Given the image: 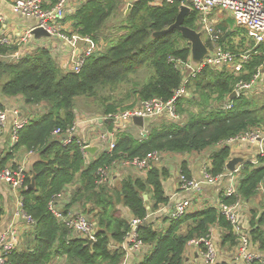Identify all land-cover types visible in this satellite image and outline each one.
Listing matches in <instances>:
<instances>
[{"label":"trees","instance_id":"trees-1","mask_svg":"<svg viewBox=\"0 0 264 264\" xmlns=\"http://www.w3.org/2000/svg\"><path fill=\"white\" fill-rule=\"evenodd\" d=\"M153 2L132 3L120 28L122 34L117 39H105L103 51L88 57L78 74L64 70L49 48H37L24 58L13 60L17 48L0 45V98L20 96L27 111L41 105L47 108L43 114L32 116L30 123L20 130L18 142L0 165L3 168L14 153L41 155L35 165L36 190H27L29 173L26 187L20 192L26 212L36 221L35 230L27 248L9 254L14 264H48L57 253L65 264H123L126 258L123 244L135 227L123 216L121 208L128 209L133 220L142 221L136 232L143 245L155 247L139 264H185L188 242L210 236L216 226L223 230L219 248L232 251L238 246L231 223L212 206L180 220H168L166 231L158 230L156 222L147 219L150 212L169 204L164 189V181L170 177L166 167L152 163L145 177L129 168L121 180L97 183L99 168L113 167L123 159H143L154 152L202 153L251 128L264 127V105L256 98L242 94L230 99L239 84H252L259 69H264V44L257 46L234 19L218 25L223 30L219 45L239 58L242 55L249 58L240 72L204 68L191 78L187 85L189 95L179 106L185 117L182 123L155 122L146 139L132 132L122 133L113 152L101 151L96 158L91 156L90 161L78 144L65 146L53 136L55 129L70 128L80 118L76 106L79 97L94 98L102 114H109L132 108L140 101L155 98L168 101L184 83L187 75L178 64L189 61L190 43L177 29L153 37L155 32L176 22L181 5L179 2L153 5ZM124 5L123 0H87L65 22L71 25V35L89 37L99 44L107 21L120 13ZM183 25L202 31L196 11L185 17ZM205 42L212 48L209 39ZM143 69L150 76L142 81L134 79L133 75ZM122 86L126 87L122 89L124 96H115ZM256 88L257 85L250 90ZM105 91H109L107 96L101 94ZM226 103H232L233 108L226 109ZM5 110L0 100V112ZM232 155L229 145L215 150L211 154L210 173L213 176L226 173V163ZM242 165L238 193L243 202H253L261 184L264 185V154L258 156L257 162L249 160ZM181 172L192 178L187 164L182 165ZM69 185L73 186V195L67 209L77 207L76 212L87 216L95 226V240L90 246L82 236L72 237L68 226L48 208L53 196ZM221 199L228 204L237 200ZM261 209L250 213L247 234L253 249L264 253V209ZM3 215L0 195V221ZM216 264L235 262L219 259ZM253 264L264 262L256 260Z\"/></svg>","mask_w":264,"mask_h":264},{"label":"built area","instance_id":"built-area-1","mask_svg":"<svg viewBox=\"0 0 264 264\" xmlns=\"http://www.w3.org/2000/svg\"><path fill=\"white\" fill-rule=\"evenodd\" d=\"M1 2L10 4L11 13L16 17L36 18L37 25L31 28H18L13 30L3 27L5 22L4 15L0 13V45L8 47H16L17 50L12 55L13 60H19L33 53L37 48H49L44 43L46 38L35 39L33 30L41 27L47 30L52 38H57L68 43L72 49L70 57L66 62L64 58L60 60L59 56L52 54L53 58L61 64L66 71L78 74L82 71L88 57L95 53L102 52L103 47L95 43L89 37H80L78 35H70L64 32L65 19L73 15L80 6L87 0H0ZM127 4H132L137 0H123ZM179 2L181 6H189L192 11H196L199 16L202 32L211 43L210 54L206 56L197 66L193 64L192 56L188 62L179 63L178 68L187 74L184 83L174 91L173 97L164 101L159 98L140 101L132 108L127 110H119L109 114H98L96 116H81L80 124L86 125L89 129L87 137L78 136L79 124H75L67 129L57 128L53 131V136L62 141L63 145L68 146L73 143L81 147L86 159L91 160L89 148L97 147L101 151L113 152L117 145L120 134L135 131L139 138L146 139L150 134L151 124L161 120L180 124L184 120V115L179 111L182 100L189 95L187 85L191 78L196 77L204 68H210L215 71L232 70L240 72L243 68V62L249 57L248 55L239 56L229 50L223 49L220 45V39L223 36V30L219 29L216 24L217 14H228L237 23L238 26L244 28L249 38H251L257 46L264 44V0H154L153 5H163ZM81 3V4H80ZM80 4V6H79ZM79 6V7H78ZM78 7V8H77ZM51 39V38H50ZM52 50L51 48H49ZM80 50V54L76 57V51ZM52 53V52H51ZM263 67L254 76L252 84H239L235 91L237 96L246 94L243 90H248L256 86L258 81L263 78ZM226 109H232V103L225 104ZM18 110L15 112L17 115ZM135 117H142L145 121L144 127L137 126L134 123ZM9 119L7 110L0 112V136L2 135ZM31 118H17L14 121L11 133V148L19 140V132L27 126ZM133 133V132H132ZM259 144L261 154H264V127L251 128L241 135L217 144V149L229 145L232 150L242 144ZM33 152L26 154L21 162H14L11 166L0 167V182L6 183L15 191H21L26 187L28 177L27 162L29 156ZM164 153L154 152L146 158L123 159L115 163L113 167L99 168L97 172L98 184L109 183L113 176L115 166H122L127 169L131 168L140 173L150 170L152 163H161ZM243 165H239L237 170L232 173H226L219 176H213L210 173L211 163L206 164L202 169V178H188L182 172L179 174V189L181 191L194 192L192 197L183 198L177 201L168 213V220H180L186 215L202 211L209 206H203L204 201L202 194L208 186H217L223 179L229 178V184L223 191H217V200L211 206L215 207L218 212L229 221L233 227V231L238 237V246L232 251H223L216 245L212 236L205 238L193 239L188 242L185 253L190 249L197 248L201 254L204 264H216L219 259H224L235 264H253L254 261L260 260L264 262L260 252L253 249L247 234V225L243 220L242 211L243 201L238 193V174ZM73 195V186L67 188L53 196L49 202L48 208L50 212L60 221L65 223L71 230L72 237L88 235L95 239V226L87 216L76 212V207L67 209ZM258 198L264 201V185L259 188ZM221 197H236L233 203H225ZM17 216L22 217L26 223L35 228L36 221L25 210L24 201L21 195L18 199ZM200 204L203 206L201 207ZM135 227L133 232L129 234L127 244L123 245L126 252H138L143 243L138 237L136 228L141 224V220H132ZM19 242V234L17 230L4 233L0 236V264H14L9 257L16 250Z\"/></svg>","mask_w":264,"mask_h":264},{"label":"crops","instance_id":"crops-1","mask_svg":"<svg viewBox=\"0 0 264 264\" xmlns=\"http://www.w3.org/2000/svg\"><path fill=\"white\" fill-rule=\"evenodd\" d=\"M0 13L3 14L5 18L3 27L8 28L9 30H13L15 27L31 28L37 25L36 18L14 16L11 13L10 4L1 1H0ZM230 18L232 17L228 14H217L215 19L217 27L220 24L225 25L226 21L230 20ZM64 23H65V27L68 25L70 26V29L68 31L71 32L72 31L71 25L68 22H64ZM44 43L47 46H49V48L52 49L51 50L52 54L59 56L60 60H62L63 57L64 60L67 61L68 58L70 57L72 47L68 43L58 40L57 38H51L48 42L44 40ZM59 63L60 65L64 64L63 62H59ZM0 100L1 102L4 103L6 110L9 112V119L7 126L5 127L2 135L0 136V165H1L2 160L6 158L9 155V152L11 151V133H12L14 121L17 118H32V116L36 117L46 112L47 108L44 105H41L39 108L37 107L28 108L27 111L24 109L25 107L24 100L20 96L8 98V99L3 97L0 98ZM17 110L19 113L16 115L15 112ZM79 114H80L79 119H81L82 114L81 113ZM79 119H77V123L79 124L78 136L87 137L89 133V129L86 128V125L85 126L81 125ZM146 123H150L151 126L155 124L154 122L153 123L146 122ZM256 144L255 146L254 145L251 146L252 144L239 145L232 150L233 153L232 156H248L251 161L257 162L258 156L259 154H261V152L260 151L258 152L257 147L260 148V146ZM244 148H247L245 152H244ZM215 150H217L216 147L207 149L202 153L193 152V153H185V154H181V153L163 154L164 156L162 157L161 163H159L158 165L162 167H166L170 170V177L166 181H164V189L167 197L169 198V204L160 206L158 211L150 212L147 217V219L151 220L152 222H156L158 230L166 231V229L168 228V224L170 222V221L168 222V213L172 209L174 204L183 198L192 197L194 194V192L181 191L179 189V174L181 172L182 165L187 164L193 178L201 179L202 169L205 167L206 164H210L212 162L211 154ZM250 151L254 153L252 156H249ZM94 153L95 154L90 153V157L92 156L93 158H96L97 155L101 153V149H97ZM26 154L27 153H18V154L14 153L13 157L8 161V163H6L4 167L11 166L14 162L23 161L26 157ZM115 167L118 171L122 173H120L121 178H118V174H115L112 177V181H111L112 183H114L117 180H121L124 176H126V173L129 171V169L124 170L123 168H121L122 166H118V167L115 166ZM141 175H143V177L146 176L145 173H141ZM228 184H229V178L221 180L217 186H209V187L207 186L204 189L205 192L201 196L204 201L203 206H211L212 203L216 202L217 191L219 190L223 191ZM20 192L21 191L13 190L6 183L0 182V195L3 197V208H4V215L2 216L0 221V236L4 233L11 231L12 229L17 230L19 234V242L17 243L16 250L19 251L29 246L31 236L35 230V228L29 226L22 217L17 216L16 214L17 206H18L17 203L20 196ZM258 200L261 201L260 198H258L257 196L253 202H243V210L241 211L243 215V220L245 221L246 225L248 224V221L245 217L247 216L248 212L251 213L254 210L256 211L255 207H257L258 205L260 206V207L258 206L259 209L261 208H262L261 210L264 209V201L259 202ZM256 204L257 206H255ZM200 206L203 207L201 204ZM121 210L124 213L123 216H125L127 219L131 221L133 220V217L128 209L121 208ZM222 231L223 230L219 226L214 227L212 231L211 236L213 239H216L215 243L217 246H220ZM125 244H127V242ZM154 248H155L154 246L143 245V247L138 252H133V251L126 252V258L123 264L141 263L143 260H145L153 253ZM260 254L264 258V253H260ZM184 258H185V264H204L199 250L195 247L190 249V252L185 253ZM61 263L65 264V259L62 258L59 253H57L53 256L52 261L48 264H61Z\"/></svg>","mask_w":264,"mask_h":264},{"label":"water","instance_id":"water-1","mask_svg":"<svg viewBox=\"0 0 264 264\" xmlns=\"http://www.w3.org/2000/svg\"><path fill=\"white\" fill-rule=\"evenodd\" d=\"M133 5L129 4L127 13L128 15L132 9ZM192 12L191 8L189 6H181L180 13L178 15V18L176 22L171 25L169 28L157 31L153 34L154 38L161 37L168 32L177 29L179 32H181L182 36L190 43L191 45V56L193 60V64L197 66L201 61L210 54V48L207 46V43L203 39V32L197 31L192 28L186 27L183 25L185 17L189 15ZM33 35L35 39H41V38H52V35L45 29L41 27H37L33 30ZM80 54V50L76 51V57ZM237 97V91H234L231 95L230 99H233ZM134 123L137 126L144 127L145 121L142 117H135ZM97 147H91L89 148V152L91 154H95L94 152L97 150ZM41 160V155L39 153L33 154L30 156L28 162H27V170L31 174V181L30 184L27 186V190H36L37 188V172L35 171V165ZM250 158L248 156H232L226 163V170L229 172L234 173L237 170V167L239 165H242L243 163L249 161ZM145 199H148V195H144ZM84 240L87 241L88 245L90 246L93 241L95 240L92 237H89L88 235H83Z\"/></svg>","mask_w":264,"mask_h":264},{"label":"rangeland","instance_id":"rangeland-1","mask_svg":"<svg viewBox=\"0 0 264 264\" xmlns=\"http://www.w3.org/2000/svg\"><path fill=\"white\" fill-rule=\"evenodd\" d=\"M80 4H79V6H80ZM127 6H128V4L126 3V5H124L122 7V10H121L120 13L116 14L115 16H113L112 18H110L107 21V23H106V25H105V27L103 29L102 41L99 43L100 46L104 47V44H105L104 40L105 39H107V38L108 39H117L118 36H120L122 34L121 33L122 31H120V28H122L123 21L125 19V15L127 13V9H128ZM69 29H70L69 25L64 27V32L67 35H70V33L68 31ZM203 39H204V41H206L208 39V37L204 35ZM49 40L50 39H48V38L45 39L46 42H48ZM56 62L60 65L59 58H57ZM64 62H66V61H64ZM183 74L187 75L186 73H183ZM262 74H263V78H261L260 81H258L259 83L256 84L257 85L256 90H254V91H252L250 89L243 90L250 99L251 98H256L260 105H264V69H263ZM133 76H134V79L137 78L139 81H142V80H146L150 76V72L148 70H144L143 69V70H140L136 75H133ZM123 88L125 89L126 87L122 86L117 92L114 93V95L115 96H119V97H123L124 94H125V92L122 90ZM255 91H257V92H255ZM101 94L104 95V96H107L109 94V91L102 92ZM76 104H77L76 106H77L78 113H81L82 116H84V117L85 116H96L98 114H102V111L100 110V107L98 106V104L94 101V98L79 97V98L76 99ZM132 132L135 133V131H132ZM253 145L255 146V144H252L251 146H253ZM256 145H259V144H256ZM250 147H249V149H250ZM257 148H258V152L259 151L261 152V147L260 148L257 147ZM246 149L247 148H244V152H245ZM253 154L254 153L252 151H250V155L249 156H252ZM257 156H258V154H257ZM257 156H256V158H257ZM121 168H123L124 170L127 169L125 167H121ZM112 171H113V176L115 174H118V178H121L120 173H122V172L118 171L116 168H114ZM124 173H126V172H124ZM238 176H239V174H238ZM111 181H112V179H111ZM259 202H261V201H259ZM255 206H257V204ZM258 206L255 207L256 210L259 209L260 206L259 207ZM245 218L247 219V221H249V219H250V213L249 212L247 213V216ZM213 240L216 242V239H213ZM61 264H63V263H61Z\"/></svg>","mask_w":264,"mask_h":264}]
</instances>
